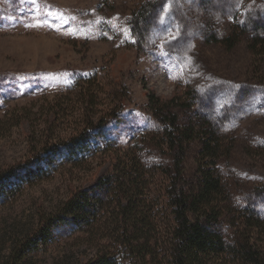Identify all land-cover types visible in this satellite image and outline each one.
Listing matches in <instances>:
<instances>
[{
  "label": "rangeland",
  "instance_id": "1",
  "mask_svg": "<svg viewBox=\"0 0 264 264\" xmlns=\"http://www.w3.org/2000/svg\"><path fill=\"white\" fill-rule=\"evenodd\" d=\"M256 40H264V0H0V264L94 259L91 214L60 223L64 205L89 193L87 210L109 217L113 207L97 201L119 152L172 167L169 110L193 132L183 187L197 191L211 172L227 190L228 209L211 228L228 239L240 215L264 218ZM210 141L221 146L217 159L202 154Z\"/></svg>",
  "mask_w": 264,
  "mask_h": 264
},
{
  "label": "trees",
  "instance_id": "2",
  "mask_svg": "<svg viewBox=\"0 0 264 264\" xmlns=\"http://www.w3.org/2000/svg\"><path fill=\"white\" fill-rule=\"evenodd\" d=\"M259 45L264 54V40H256L254 48ZM176 102L173 99L165 105ZM162 119L169 149L175 152L172 167L148 168L133 148L123 156L119 152L116 175L102 184L106 198L97 201L102 209L113 207L112 213L107 211L109 217L87 210L93 199L89 193L74 195L64 205L60 223L91 214L87 226L100 246L98 255L86 264H264V218L240 215L234 224L237 229L228 239L214 231L212 222L228 209L223 206L227 190L220 178L206 172L197 191L187 192L182 180L184 141L193 132H182L170 110L162 114ZM87 129L75 133L72 140L86 135ZM220 148L219 143L210 141L202 154L217 159ZM55 225L40 231V237L49 239Z\"/></svg>",
  "mask_w": 264,
  "mask_h": 264
}]
</instances>
